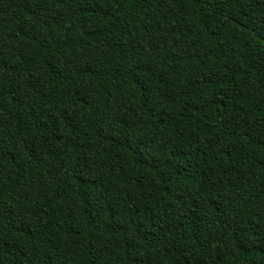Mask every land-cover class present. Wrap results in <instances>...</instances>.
I'll use <instances>...</instances> for the list:
<instances>
[{"label":"trees","instance_id":"16d2710c","mask_svg":"<svg viewBox=\"0 0 264 264\" xmlns=\"http://www.w3.org/2000/svg\"><path fill=\"white\" fill-rule=\"evenodd\" d=\"M0 264H264V0H0Z\"/></svg>","mask_w":264,"mask_h":264}]
</instances>
